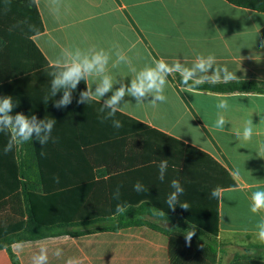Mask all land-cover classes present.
<instances>
[{
    "label": "crops",
    "instance_id": "crops-1",
    "mask_svg": "<svg viewBox=\"0 0 264 264\" xmlns=\"http://www.w3.org/2000/svg\"><path fill=\"white\" fill-rule=\"evenodd\" d=\"M6 1L0 0V4ZM34 3L43 31L32 40L49 66L56 67L55 57L66 46L108 49L118 42L137 69L161 59L170 67L177 62L191 67L198 55L212 54L218 65L236 72L238 79L233 82H264L262 13L224 0H64L65 11L56 20L49 15L44 0ZM113 75L118 80L124 77L125 83L131 80L129 68L124 65L113 70ZM179 78L180 72L173 67L164 90L167 101L154 107L136 106L134 98L126 96L124 100L131 105L123 106L114 117L121 121L120 129L112 126V119L101 123L100 117L107 113L99 111L103 99L101 104L77 103L86 87L83 81L73 92L72 103L60 109L54 103L63 93L51 97V76L32 82L31 90L21 92L24 114L56 121L52 132L55 142L50 140L42 146L35 140L39 152L42 147L46 153L45 160L52 164H88L84 176L93 179L77 189L49 193H79L86 196L81 199L84 211L114 213L111 221L92 224L112 227L113 231L11 245L16 264H34L33 257L41 251L47 256L45 264H170L168 237L162 231L188 232L193 227L175 214L163 219L153 217L148 211L153 206L147 200L166 212L173 210L166 204L174 191L172 180H178L185 189L175 209L208 227L211 218L213 224L218 220L215 238L194 230L196 239L213 244L216 264H264V243L255 234L264 211L250 212L252 193L264 190V158L256 154L258 144L264 142V94L198 90L181 85ZM204 83L228 82L221 79ZM45 96L49 97L48 103L44 102ZM221 99L227 100V111L217 109ZM221 111L229 121L224 130L215 128ZM249 120L254 129L252 140L238 141L235 134L242 132ZM21 145H17L19 161L24 157ZM162 159L168 160L163 181L159 179ZM5 161L0 142V163ZM55 172L49 170L46 176L53 180ZM67 175L73 173L64 170L63 176ZM138 181L147 191L134 190ZM50 186L56 185L49 182ZM117 188L119 200L113 198ZM213 189L220 190L219 198L211 196ZM185 202L187 210L179 206ZM118 203L129 205L124 215H115ZM147 223L160 230L147 227ZM85 230L81 227L70 232ZM0 264H13L4 249L0 250Z\"/></svg>",
    "mask_w": 264,
    "mask_h": 264
},
{
    "label": "trees",
    "instance_id": "trees-1",
    "mask_svg": "<svg viewBox=\"0 0 264 264\" xmlns=\"http://www.w3.org/2000/svg\"><path fill=\"white\" fill-rule=\"evenodd\" d=\"M241 8L264 14V0H224ZM2 10V11H1ZM34 25L35 31H30L28 25ZM43 31L42 22L34 0H7L0 4V97L11 96L16 107L13 113L24 112L26 107L19 95L31 90L32 82L47 79L56 67L49 66L44 55L40 52L32 37ZM181 85L216 93H256L264 94V82L240 81L223 84L202 83L195 86L189 81ZM26 115V114H25ZM123 118L132 119L121 115ZM134 122V121H133ZM9 136L0 133V142L4 149ZM24 157L18 160L17 145L7 154L4 164L0 163V250H6L16 264L11 252V245L16 243L33 242L63 235L83 236L102 231H113L112 227L92 224L111 221L113 210L94 211L88 213L81 208V194H51L49 191L75 188L89 181L84 176L88 164L77 162L51 163L41 156L42 147L36 145L35 138L21 145ZM44 152V151H43ZM56 171L59 183L49 179L48 171ZM73 173L63 176V172ZM49 182L55 187H49ZM109 201L112 194L108 192ZM151 205L160 209L153 200H147ZM164 211V210H163ZM166 215H177L190 224L193 229L206 233L215 238L218 233V220L211 225H201L196 219L178 209L166 212ZM153 230H160L151 223L146 224ZM86 228L82 232H70L77 228ZM118 229V227L116 228ZM67 231V232H66ZM168 237L167 251L170 264H216V250L212 243L196 239L193 235L190 242L179 229L162 231Z\"/></svg>",
    "mask_w": 264,
    "mask_h": 264
},
{
    "label": "clouds",
    "instance_id": "clouds-1",
    "mask_svg": "<svg viewBox=\"0 0 264 264\" xmlns=\"http://www.w3.org/2000/svg\"><path fill=\"white\" fill-rule=\"evenodd\" d=\"M50 16L59 20L64 11V0H44ZM30 31H35V26L29 24ZM54 64L56 71L51 73L50 94L55 97L57 93L62 92L60 99L56 100L54 107L57 109L68 106L72 103L73 92L78 85L83 81L86 85L85 90L79 93L77 100L78 104H88L92 101L98 103L103 99L99 111L106 115L100 117L101 123L108 119H112V126L115 129H120L123 125L118 119H114L118 111L123 110V106L131 105L130 102L124 100L126 96L134 98L135 105L151 104L153 107L157 103H165L167 97L164 95V90L167 85V76L173 70L180 72L185 85L192 82L195 86L204 83L205 81L217 82H233L238 79L236 72H232L225 65H218L216 57L212 54L207 56L198 55L191 67H186L179 62L170 67L163 59L154 62L153 64L145 65L137 69L132 66V62L125 50L118 42H113L111 47L105 49L103 47L91 46L82 48L79 46H66L62 48L59 54L55 57ZM121 65L127 66L131 75L129 83L120 80L116 75H113V70L118 69ZM211 71V74L209 75ZM120 77V76H119ZM128 77V76H127ZM119 84V87L115 85ZM108 93L109 97L105 99ZM151 97L149 103L144 101ZM49 97L45 96L44 102L48 103ZM123 102V103H122ZM16 104L13 103L11 96L0 97V133L7 134L9 139L3 149L7 154L13 150L16 145L29 143L35 138L42 146L46 145L50 140L55 142L52 136L56 121L53 118L38 119L35 114L25 115L22 112L13 113ZM217 109L227 111L229 108L227 100L221 99L216 105ZM223 111L217 113L215 128L224 130L225 125L229 122ZM237 140L242 142H250L254 135L252 120L245 122L242 132H237ZM41 156L46 153L41 151ZM257 156L264 158V142H260L257 147ZM168 168V160L162 159L159 164V179H165L166 170ZM54 182L59 183V177H53ZM171 188L174 189L167 197L166 204L168 209H175L179 203V197L184 194V187L178 180L171 181ZM134 190L138 193L145 192L144 185L139 181L134 185ZM221 195L219 189H213L212 197L219 198ZM113 198L119 200V188L113 194ZM183 209H189L188 203L179 205ZM129 205L118 203L115 208V215H124L128 211ZM148 211L153 217L163 219L166 213L162 209L155 207L149 208ZM264 211V190L252 193L250 199V212L257 214ZM256 238L264 243V218L256 224ZM194 235V229L188 231L185 235L188 242L191 241ZM60 253L57 252V255ZM47 260L46 254L41 251L40 254L33 257L34 264H45Z\"/></svg>",
    "mask_w": 264,
    "mask_h": 264
}]
</instances>
